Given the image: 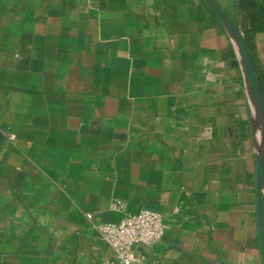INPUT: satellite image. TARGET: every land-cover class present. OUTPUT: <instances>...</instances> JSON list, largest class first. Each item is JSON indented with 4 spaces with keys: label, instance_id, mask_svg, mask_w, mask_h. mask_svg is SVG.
I'll return each instance as SVG.
<instances>
[{
    "label": "crops",
    "instance_id": "0c3cea01",
    "mask_svg": "<svg viewBox=\"0 0 264 264\" xmlns=\"http://www.w3.org/2000/svg\"><path fill=\"white\" fill-rule=\"evenodd\" d=\"M213 1L264 100V0ZM259 132L202 0H0V264H114L113 198L162 216L140 264H263Z\"/></svg>",
    "mask_w": 264,
    "mask_h": 264
},
{
    "label": "built area",
    "instance_id": "2783aa9c",
    "mask_svg": "<svg viewBox=\"0 0 264 264\" xmlns=\"http://www.w3.org/2000/svg\"><path fill=\"white\" fill-rule=\"evenodd\" d=\"M111 207L122 212V217L116 222H94L93 228L112 248L114 264H140V249L151 246L163 236L161 214L148 208L128 213L126 202L120 198H113ZM85 217L91 220L93 216L86 213Z\"/></svg>",
    "mask_w": 264,
    "mask_h": 264
},
{
    "label": "water",
    "instance_id": "95a60500",
    "mask_svg": "<svg viewBox=\"0 0 264 264\" xmlns=\"http://www.w3.org/2000/svg\"><path fill=\"white\" fill-rule=\"evenodd\" d=\"M213 13L219 23L224 26L235 38L242 60L247 83L260 116V133L264 139V100L261 93L258 78L253 66L246 38L241 30L239 22H233L229 16L213 1L202 0ZM235 9L240 18L239 0H235ZM256 194H257V220L258 243L262 262L264 264V148L256 157Z\"/></svg>",
    "mask_w": 264,
    "mask_h": 264
},
{
    "label": "bare ground",
    "instance_id": "6f19581e",
    "mask_svg": "<svg viewBox=\"0 0 264 264\" xmlns=\"http://www.w3.org/2000/svg\"><path fill=\"white\" fill-rule=\"evenodd\" d=\"M259 140H260V147H261V149H263L264 148V139H263V136L260 132H259Z\"/></svg>",
    "mask_w": 264,
    "mask_h": 264
}]
</instances>
